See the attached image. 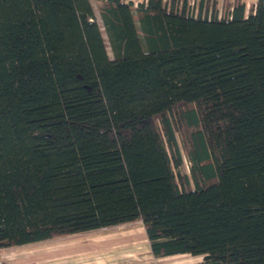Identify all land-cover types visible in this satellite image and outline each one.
Returning <instances> with one entry per match:
<instances>
[{
	"label": "trees",
	"instance_id": "1",
	"mask_svg": "<svg viewBox=\"0 0 264 264\" xmlns=\"http://www.w3.org/2000/svg\"><path fill=\"white\" fill-rule=\"evenodd\" d=\"M250 9L0 0V248L141 221L154 258L264 264V0Z\"/></svg>",
	"mask_w": 264,
	"mask_h": 264
},
{
	"label": "rangeland",
	"instance_id": "2",
	"mask_svg": "<svg viewBox=\"0 0 264 264\" xmlns=\"http://www.w3.org/2000/svg\"><path fill=\"white\" fill-rule=\"evenodd\" d=\"M189 1L191 4H197L199 0ZM255 1L246 0L247 13H249ZM135 2H138V0H135ZM223 2L224 0H219L220 8L223 6ZM94 7L96 17L102 26V31L108 44L109 53L112 56L113 53L107 40L106 30L100 17V3L94 1ZM131 22L134 34L139 38L140 31L137 27L138 22L135 10ZM184 169L189 171V160L187 158L184 159ZM80 236L81 238L79 239L81 241H93L91 245L96 242V248H94L95 250L93 249L96 253L95 257L89 258H94L95 260L89 262L87 257H83L80 260L81 264H200L203 260V256L201 255L195 256L184 253L163 257L164 259L154 261V258L152 259L149 256L148 241L143 240H147V238L140 222L88 231L82 233Z\"/></svg>",
	"mask_w": 264,
	"mask_h": 264
},
{
	"label": "crops",
	"instance_id": "3",
	"mask_svg": "<svg viewBox=\"0 0 264 264\" xmlns=\"http://www.w3.org/2000/svg\"><path fill=\"white\" fill-rule=\"evenodd\" d=\"M135 222H140L143 230L144 226L141 221L128 222L124 224H118L114 226L104 227L111 228L121 225H127ZM103 228V229H104ZM102 229V228H100ZM99 230V229H94ZM93 231V230H89ZM88 232V231H85ZM77 233L65 236H58L46 240L31 242L22 245H15L5 247L4 252L8 264H81L80 260L83 257H87L89 262H93L95 259H89L95 257L94 248H96V242L91 245L89 241H81V234ZM67 237V238H66ZM144 241H147L143 239ZM149 247V242H147ZM94 249V250H93ZM178 255V254H175ZM149 256L154 258L151 253ZM169 257V256H168ZM162 258H154L153 260L159 261ZM164 259V258H163Z\"/></svg>",
	"mask_w": 264,
	"mask_h": 264
},
{
	"label": "built area",
	"instance_id": "4",
	"mask_svg": "<svg viewBox=\"0 0 264 264\" xmlns=\"http://www.w3.org/2000/svg\"><path fill=\"white\" fill-rule=\"evenodd\" d=\"M0 264H8L4 252V248H0Z\"/></svg>",
	"mask_w": 264,
	"mask_h": 264
}]
</instances>
